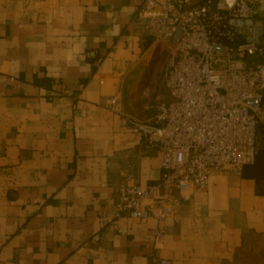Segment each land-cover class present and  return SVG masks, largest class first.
Here are the masks:
<instances>
[{"label":"crops","instance_id":"1","mask_svg":"<svg viewBox=\"0 0 264 264\" xmlns=\"http://www.w3.org/2000/svg\"><path fill=\"white\" fill-rule=\"evenodd\" d=\"M140 4L0 0V264H264V178L251 165L214 170L159 238L155 218L108 228L117 186L161 175L159 149L128 122L155 124L170 98Z\"/></svg>","mask_w":264,"mask_h":264},{"label":"built area","instance_id":"2","mask_svg":"<svg viewBox=\"0 0 264 264\" xmlns=\"http://www.w3.org/2000/svg\"><path fill=\"white\" fill-rule=\"evenodd\" d=\"M261 1L141 0L135 18L163 45L170 98L158 105L155 124L128 122L159 149L161 175L147 185L133 176L121 182L108 228L119 230L123 217L155 218L159 238L164 222L191 193L208 187L214 170L240 171L255 161L264 128V38L249 21H256ZM148 264L174 263L154 256Z\"/></svg>","mask_w":264,"mask_h":264},{"label":"trees","instance_id":"3","mask_svg":"<svg viewBox=\"0 0 264 264\" xmlns=\"http://www.w3.org/2000/svg\"><path fill=\"white\" fill-rule=\"evenodd\" d=\"M248 168V171L254 178L259 182L262 178H264V149H259L255 161Z\"/></svg>","mask_w":264,"mask_h":264},{"label":"water","instance_id":"4","mask_svg":"<svg viewBox=\"0 0 264 264\" xmlns=\"http://www.w3.org/2000/svg\"><path fill=\"white\" fill-rule=\"evenodd\" d=\"M249 23L251 24H255L256 25V29H255V34L256 36H260L262 37L263 34H264V28H263V25H264V22L263 21H254V20H251L249 21ZM251 40H254V38H252ZM213 50L216 51V50H224L223 47L219 46V45H215L213 47ZM255 101L253 100L252 103H254Z\"/></svg>","mask_w":264,"mask_h":264},{"label":"rangeland","instance_id":"5","mask_svg":"<svg viewBox=\"0 0 264 264\" xmlns=\"http://www.w3.org/2000/svg\"><path fill=\"white\" fill-rule=\"evenodd\" d=\"M162 65H163V61H162ZM258 147L259 149H263L264 147V134L263 132L260 131L259 136H258Z\"/></svg>","mask_w":264,"mask_h":264}]
</instances>
